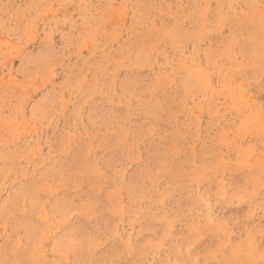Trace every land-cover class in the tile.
I'll list each match as a JSON object with an SVG mask.
<instances>
[{"label": "rangeland", "instance_id": "374dc122", "mask_svg": "<svg viewBox=\"0 0 264 264\" xmlns=\"http://www.w3.org/2000/svg\"><path fill=\"white\" fill-rule=\"evenodd\" d=\"M0 264H264V0H0Z\"/></svg>", "mask_w": 264, "mask_h": 264}, {"label": "bare ground", "instance_id": "6f19581e", "mask_svg": "<svg viewBox=\"0 0 264 264\" xmlns=\"http://www.w3.org/2000/svg\"><path fill=\"white\" fill-rule=\"evenodd\" d=\"M228 86V85H227ZM229 94H231V93H229ZM191 184V183H190ZM232 199V198H231ZM209 254V253H208Z\"/></svg>", "mask_w": 264, "mask_h": 264}]
</instances>
